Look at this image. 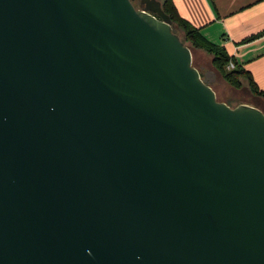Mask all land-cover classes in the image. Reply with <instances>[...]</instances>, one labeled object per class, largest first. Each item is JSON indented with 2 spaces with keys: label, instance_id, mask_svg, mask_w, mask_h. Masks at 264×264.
Wrapping results in <instances>:
<instances>
[{
  "label": "water",
  "instance_id": "1",
  "mask_svg": "<svg viewBox=\"0 0 264 264\" xmlns=\"http://www.w3.org/2000/svg\"><path fill=\"white\" fill-rule=\"evenodd\" d=\"M139 2L0 0V264H264V112Z\"/></svg>",
  "mask_w": 264,
  "mask_h": 264
},
{
  "label": "crops",
  "instance_id": "2",
  "mask_svg": "<svg viewBox=\"0 0 264 264\" xmlns=\"http://www.w3.org/2000/svg\"><path fill=\"white\" fill-rule=\"evenodd\" d=\"M174 3L182 18L199 27L211 42L224 45L244 63L257 85L264 86V52L259 53L264 50V0H174ZM260 33L245 41L248 36ZM212 72L215 77L220 76L215 69ZM242 88H247L245 83ZM250 97L252 101L241 102L264 108L261 97L252 94Z\"/></svg>",
  "mask_w": 264,
  "mask_h": 264
},
{
  "label": "trees",
  "instance_id": "3",
  "mask_svg": "<svg viewBox=\"0 0 264 264\" xmlns=\"http://www.w3.org/2000/svg\"><path fill=\"white\" fill-rule=\"evenodd\" d=\"M161 8L171 19L174 31L186 45V41L192 46L201 49L210 57L212 67L220 74L222 79L231 87L241 89L246 84L252 95L259 96L264 100V86L259 87L253 79L250 71L244 67V63L240 62L228 49L221 44L211 42L205 38L199 27L192 26L188 21L182 18L177 10L174 0H159ZM181 31V36L178 31ZM260 34H255L245 38V41L254 39ZM232 62L233 68H228V64ZM264 112V109H263Z\"/></svg>",
  "mask_w": 264,
  "mask_h": 264
},
{
  "label": "rangeland",
  "instance_id": "4",
  "mask_svg": "<svg viewBox=\"0 0 264 264\" xmlns=\"http://www.w3.org/2000/svg\"><path fill=\"white\" fill-rule=\"evenodd\" d=\"M136 3L138 7L139 6L138 0H136ZM178 33L181 36H183L180 30L178 31ZM186 45L190 48L192 52V64L196 68H198L202 77L209 71L212 70L214 71V68L210 63V57L208 54H206L201 49L192 46V44H190L187 41H186ZM262 52H264V50H262L259 53ZM210 85L215 90L217 99L220 101H224L231 106H235L238 102L241 101H246V100L252 101L250 97L251 93L248 90V88L234 89L230 85H227V83H225L219 75H216V77L213 80H211ZM263 109L264 108H262V110Z\"/></svg>",
  "mask_w": 264,
  "mask_h": 264
},
{
  "label": "flooded vegetation",
  "instance_id": "5",
  "mask_svg": "<svg viewBox=\"0 0 264 264\" xmlns=\"http://www.w3.org/2000/svg\"><path fill=\"white\" fill-rule=\"evenodd\" d=\"M138 3H139V6H138V7H140V2H139V0H138ZM133 4H134V6H135L136 8H138V7H137L136 0H133ZM207 77L210 78V75H209L208 73H207Z\"/></svg>",
  "mask_w": 264,
  "mask_h": 264
},
{
  "label": "built area",
  "instance_id": "6",
  "mask_svg": "<svg viewBox=\"0 0 264 264\" xmlns=\"http://www.w3.org/2000/svg\"><path fill=\"white\" fill-rule=\"evenodd\" d=\"M233 66H234V64H233L232 62H230V63L228 64V68H233Z\"/></svg>",
  "mask_w": 264,
  "mask_h": 264
}]
</instances>
